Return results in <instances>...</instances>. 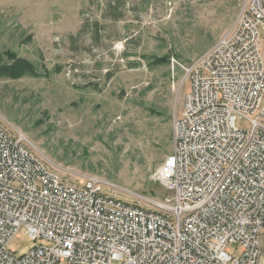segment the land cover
<instances>
[{"label":"built area","instance_id":"1","mask_svg":"<svg viewBox=\"0 0 264 264\" xmlns=\"http://www.w3.org/2000/svg\"><path fill=\"white\" fill-rule=\"evenodd\" d=\"M264 0L184 66L191 80L155 207L48 168L0 123V264H261L264 256ZM249 122L240 126L237 119ZM21 232L42 242L17 254Z\"/></svg>","mask_w":264,"mask_h":264},{"label":"rangeland","instance_id":"2","mask_svg":"<svg viewBox=\"0 0 264 264\" xmlns=\"http://www.w3.org/2000/svg\"><path fill=\"white\" fill-rule=\"evenodd\" d=\"M243 4L0 0L2 61L22 57L36 70L0 76V123L22 132L63 178L95 174L104 191L155 207L171 194L153 176L173 149V120L191 88L190 78L181 85L184 66L232 26ZM39 242L21 232L10 246L20 254Z\"/></svg>","mask_w":264,"mask_h":264},{"label":"trees","instance_id":"3","mask_svg":"<svg viewBox=\"0 0 264 264\" xmlns=\"http://www.w3.org/2000/svg\"><path fill=\"white\" fill-rule=\"evenodd\" d=\"M13 57V56H10ZM35 67L22 57H13L11 62L2 61V55L0 54V76H21L23 74L35 73Z\"/></svg>","mask_w":264,"mask_h":264}]
</instances>
